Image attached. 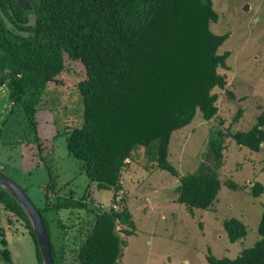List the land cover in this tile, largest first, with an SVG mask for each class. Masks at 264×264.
I'll use <instances>...</instances> for the list:
<instances>
[{
  "label": "trees",
  "instance_id": "obj_1",
  "mask_svg": "<svg viewBox=\"0 0 264 264\" xmlns=\"http://www.w3.org/2000/svg\"><path fill=\"white\" fill-rule=\"evenodd\" d=\"M27 1L30 8L17 0H0V91L6 93L9 107L0 130L24 121L34 132L35 105L45 88L74 83L81 100V121L65 127L60 135L66 137L70 155L83 163L89 184L112 193L107 207L95 205L87 185L78 198L57 195L43 209L36 206L50 240L52 264H65L69 258L70 264H119L126 240L117 226L124 227L120 231L126 238L135 234L136 227L127 200L116 203L115 198L123 189L126 161L140 148L154 168L178 178V203L189 211L212 210L222 186L253 199L264 195L260 182L221 181L217 173L226 138L251 152L261 151L264 112L247 131L210 129L211 166L202 163L197 171L181 176L169 161L172 134L188 126L197 113L206 122L217 119L215 90L224 91L227 85L226 76L218 70L226 69L231 51L219 54L218 50L229 34L211 31V23L218 20L212 0ZM240 115L238 110L234 122ZM9 119L13 122L8 123ZM48 178L46 201L57 194L54 178ZM0 206L24 222L42 264L25 214L1 188ZM49 211L73 214L66 218L72 224L58 223L62 238L74 234L71 253L69 244L58 246L53 241L43 216ZM82 214L90 219L84 220ZM221 225L231 244L247 235L237 218H225ZM257 234L255 244L235 257H216L208 250L206 261L264 264V209ZM0 258L10 263L8 243L1 236Z\"/></svg>",
  "mask_w": 264,
  "mask_h": 264
},
{
  "label": "rangeland",
  "instance_id": "obj_2",
  "mask_svg": "<svg viewBox=\"0 0 264 264\" xmlns=\"http://www.w3.org/2000/svg\"><path fill=\"white\" fill-rule=\"evenodd\" d=\"M213 9L218 20L211 23V31L215 35L229 34L218 50L219 54L231 51L226 69L218 70L226 76L227 85L224 91L215 90L217 119L206 122L197 113L188 126L172 134L169 161L181 176L197 171L202 163L211 166L207 140L212 127L247 131L264 112V0H214ZM5 99L6 93L0 91V120L9 108ZM35 110L34 132L22 124L24 121L16 126L5 125L0 130V172L16 182L39 209L57 195L73 194L78 198L86 185L95 205L110 206L112 193L89 184L83 163L70 155L66 137L60 135L65 127L81 121V100L74 83L48 85L40 100L37 99ZM238 110L241 115L234 122ZM9 122L13 121L9 119ZM223 145V159L217 171L221 181L231 179L241 185L256 181L264 185V147L258 153L251 152L230 138ZM145 155L140 148L126 161L123 189L115 198L116 203L127 200L136 227L135 234L126 238L120 231L124 227L117 226L119 236L126 240L119 264H208L205 259L208 250L216 257L233 258L259 239L257 227L264 209V195L253 199L245 192L222 186L212 210L189 211L178 203V178L154 168ZM50 175L55 180L57 194L46 201L45 187ZM67 215L73 217L64 211L43 213L53 241L58 246L62 242L69 244L67 250L71 253L74 234L62 238L58 224L59 221L72 224L71 220L66 221ZM82 215L84 220L90 219ZM229 217L240 220L247 230L246 237L233 244L226 239L221 225ZM0 236L7 240L11 264H38L26 225L1 206ZM71 262L69 258L65 264ZM10 263L0 258V264Z\"/></svg>",
  "mask_w": 264,
  "mask_h": 264
},
{
  "label": "water",
  "instance_id": "obj_3",
  "mask_svg": "<svg viewBox=\"0 0 264 264\" xmlns=\"http://www.w3.org/2000/svg\"><path fill=\"white\" fill-rule=\"evenodd\" d=\"M23 8H30L27 0H17ZM0 188L5 191L22 209L36 238L42 264H52L50 240L44 221L36 205L27 193L12 179L0 172Z\"/></svg>",
  "mask_w": 264,
  "mask_h": 264
},
{
  "label": "crops",
  "instance_id": "obj_4",
  "mask_svg": "<svg viewBox=\"0 0 264 264\" xmlns=\"http://www.w3.org/2000/svg\"><path fill=\"white\" fill-rule=\"evenodd\" d=\"M212 4L214 5V0H212ZM84 188V187H83ZM94 198V197H93ZM98 201V200H97Z\"/></svg>",
  "mask_w": 264,
  "mask_h": 264
},
{
  "label": "built area",
  "instance_id": "obj_5",
  "mask_svg": "<svg viewBox=\"0 0 264 264\" xmlns=\"http://www.w3.org/2000/svg\"><path fill=\"white\" fill-rule=\"evenodd\" d=\"M120 192H122V191H120ZM122 194V193H121Z\"/></svg>",
  "mask_w": 264,
  "mask_h": 264
}]
</instances>
